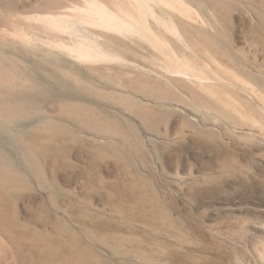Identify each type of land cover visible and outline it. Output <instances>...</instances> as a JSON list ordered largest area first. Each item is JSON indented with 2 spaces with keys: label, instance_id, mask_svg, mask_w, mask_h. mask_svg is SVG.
I'll list each match as a JSON object with an SVG mask.
<instances>
[{
  "label": "rangeland",
  "instance_id": "rangeland-1",
  "mask_svg": "<svg viewBox=\"0 0 264 264\" xmlns=\"http://www.w3.org/2000/svg\"><path fill=\"white\" fill-rule=\"evenodd\" d=\"M98 1L0 0V264H264V0Z\"/></svg>",
  "mask_w": 264,
  "mask_h": 264
},
{
  "label": "bare ground",
  "instance_id": "bare-ground-1",
  "mask_svg": "<svg viewBox=\"0 0 264 264\" xmlns=\"http://www.w3.org/2000/svg\"><path fill=\"white\" fill-rule=\"evenodd\" d=\"M56 1H57V0H56ZM96 1H97V0H96ZM138 1H139V0H138ZM140 1H141V0H140ZM90 2H91V1H90ZM94 2H95V1H94ZM99 2L102 3V1H100V0L98 1V3H99ZM233 2H234V1H233ZM233 2H232V3H233ZM54 3H55V1H54ZM91 3H92V2H91ZM96 3H97V2H96ZM105 3H106V1H105ZM220 3H221L222 5H225V4H226L224 1H220ZM220 3L217 4V5H220ZM92 4H93V3H92ZM107 4H108V3H107ZM140 4H141V3H140ZM146 4H147V3H146ZM263 4H264V3H263ZM99 5H100V4H99ZM99 5H98V6H99ZM123 5H124V4H123ZM258 5H259V4H258ZM223 7H224V6H223ZM223 7H222V8H223ZM104 8H105V7H104ZM149 8H150V7H149ZM149 8H148V9H149ZM145 10H146V9H145ZM226 10H227V9H226ZM225 13H226V12H225ZM171 21H172V20H171ZM168 23H169V21H168ZM171 25H173V23H171ZM173 27L175 28V31H174V32L178 31V32H179V35H180V34H183V35L187 34V33H186V30H185L186 27L183 26L180 22H175L174 25H173ZM174 28L171 27V29H174ZM184 28H185V29H184ZM2 32H3V31H2ZM176 33H177V32H176ZM188 33H189V32H188ZM24 38H25V37H24ZM186 38H187V37H186ZM27 41H28V40H27ZM3 45H4V44H3ZM21 45H22V44H21ZM24 45H25V43H24ZM24 45H23V46H24ZM26 46H27V45H26ZM18 47H19V46H18ZM24 48H25V46H24ZM26 49H27V48H26ZM15 51H16V50H15ZM0 52H1V51H0ZM19 52H20V51H19ZM15 53H16V52H15ZM20 53H21V52H20ZM20 53H19V54H20ZM0 56H1V55H0ZM0 58H2V57H0ZM4 58H5V57H4ZM2 60H3V59H2ZM5 63H6V62H5ZM12 63H13V62H12ZM12 63H11V64H12ZM7 64H9V61H7ZM15 64H16V63H15ZM2 65H3V64H2ZM5 65H6V64H5ZM5 65H4V67H5ZM18 65L21 66L20 63H19ZM6 66H7V65H6ZM12 66H13V65H12ZM4 67H3V68H4ZM6 68H8V66H7ZM9 68H10V67H9ZM13 68H16V67H13ZM13 68H12V69H13ZM21 68L23 69V67H21ZM4 69H5V68H4ZM4 69H3V71H4ZM5 70H6V69H5ZM15 70H17V69H15ZM20 70H21V69H20ZM3 71L0 70V84H2L4 81H6V82L9 81V82H10V74H7V72H8L7 70H6V73H4ZM10 71L13 72L14 70L9 69V73H10ZM21 71H22V70H21ZM23 71H24V70H23ZM24 72H25V71H24ZM22 73H23V72H22ZM15 74H16V73H15ZM13 75H14V74H13ZM13 75H12V73H11V76H13ZM19 75H20V74H18V76H19ZM26 75H27V73L25 74V79H24V77H23L22 79H24L25 81H27V83H29L30 79H29V77H27ZM22 76H23V75H22ZM29 76H30V75H29ZM14 77H15V76H14ZM12 78H13V77H12ZM20 79H21V77H20ZM12 80H13V79H12ZM12 80H11V81H12ZM17 80H18V78H17ZM17 80H16V81H17ZM24 80H23V81H24ZM18 81L20 82V80H18ZM11 83H13V82H11ZM11 83H10V84H11ZM17 83H18V82H17ZM27 83H25V84H27ZM10 84H6L7 87H8V85H10ZM14 84H16V83L14 82ZM22 84H23V83H22ZM31 84H32V83H31ZM6 85H5V86H6ZM23 85H24V84H23ZM13 86H14V85H13ZM16 86H17V85H16ZM8 88H9V87H8ZM0 91H1V89H0ZM5 91H6V90H5ZM8 91L10 92V90H8ZM9 92H8V93H9ZM17 92H18V91H17ZM1 93H2V92H1ZM1 93H0V94H1ZM10 93H11V92H10ZM1 95H2V94H1ZM1 95H0V96H1ZM10 95H11V94H10ZM12 95H13V94H12ZM4 97H6V96H3V98H4ZM12 98H13V97H12ZM15 98L17 99V97H15ZM10 99H11V98H10ZM16 99H15V100H16ZM8 100H9V99H8ZM8 100H7V101H8ZM11 100H12V99H11ZM11 100H10V102H11ZM17 100H18V99H17ZM1 101H2V100H1V98H0V105H4V104H5V105H4V109H5V106H6V104H7L8 102H7V103H4V102H1ZM13 101H14V100H13ZM9 105H10V104H9ZM16 106L19 107V105H18L17 103H16ZM16 106H14L13 108H15ZM8 107H10V106L7 105V109H6V111L4 112V114H7V116H9L10 114H12V112H10V111L8 110ZM0 109H1V108H0ZM4 109H3V110H4ZM9 109H10V108H9ZM15 109H16V108H15ZM15 109H13V113H15V111H14ZM3 110H2V111H3ZM7 110H8V111H7ZM11 110H12V109H11ZM16 110H17V109H16ZM2 111H0V113H2ZM7 112H8V113H7ZM9 112H10V113H9ZM2 114H3V113H2ZM14 115H15V114H14ZM14 115L12 114L11 116H14ZM0 116H1V114H0ZM2 116H4V115H2ZM5 116H6V115H5ZM18 116H19V115H18ZM15 117H16V115H15ZM4 118H6V117H3V118L1 117L2 120H3ZM9 118H10V116H9ZM9 118H7V119H9ZM7 119H5L4 121L6 122ZM10 119H11V118H10ZM16 120H17V119H16ZM4 121H3V122H4ZM9 121H10V120H8V122H9ZM17 121H18V120H17ZM9 123H10V125H12L11 122H9ZM9 123H8V125H9ZM6 124H7V122H6ZM3 125L5 126V124H3ZM6 126H7V125H6ZM10 127H11V126H10ZM6 128H7V127H6ZM8 129H9V128H8ZM106 129H108V128H106ZM107 131H108V130H107Z\"/></svg>",
  "mask_w": 264,
  "mask_h": 264
}]
</instances>
